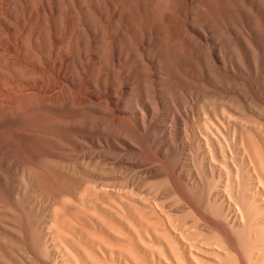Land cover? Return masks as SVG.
I'll list each match as a JSON object with an SVG mask.
<instances>
[{
	"label": "rangeland",
	"instance_id": "1",
	"mask_svg": "<svg viewBox=\"0 0 264 264\" xmlns=\"http://www.w3.org/2000/svg\"><path fill=\"white\" fill-rule=\"evenodd\" d=\"M55 2L0 0V105L23 113L0 111V245L28 247L32 264H264V172L247 146L264 160V0H239L220 37L188 31L201 57L145 44L144 76L132 81L113 63L119 78L107 88L112 0L63 2L60 21ZM248 22L261 41L245 34ZM59 164L76 180L56 188L102 216V242L74 247L52 233L49 203L33 195Z\"/></svg>",
	"mask_w": 264,
	"mask_h": 264
},
{
	"label": "bare ground",
	"instance_id": "2",
	"mask_svg": "<svg viewBox=\"0 0 264 264\" xmlns=\"http://www.w3.org/2000/svg\"><path fill=\"white\" fill-rule=\"evenodd\" d=\"M54 1L57 2V5H55L56 7L54 10L56 14V19L60 21L61 17L64 15L62 11V4L64 2L68 5L70 0ZM46 4L47 3L44 4L45 7ZM239 4V0H112V26L107 37V44H103L102 47L103 88L114 87L115 81H117L119 78V75L116 74V71L112 66L113 63L120 67L121 73L122 75H124L125 78L131 79L132 81L136 80L140 76H144L145 72L143 69V61L140 51L146 53L147 50L145 48V44L151 46V44L154 43V51L156 52V54L159 53L163 48H165L166 45H168L167 49L169 50V52H176L180 58H184L187 55L195 53H197V55L201 57L200 52L196 49L197 44L195 38L191 34H189L188 31H193L196 34L202 33V31H205L207 33L211 32V34L212 32H216L217 37H220L221 28L223 26L222 16L225 15L226 18L232 22L237 20V12L242 9L241 5ZM46 9L47 12H50L47 7ZM43 17L42 20L44 21ZM70 22L71 21H69V23ZM248 25L251 29V32L245 31V34L250 35L251 33H253L252 41L253 39L261 41V38L258 35L255 36L257 30L254 25L252 26L250 22H248ZM71 26L69 27L70 29L72 28ZM228 29L231 34L238 36L233 26L228 27ZM131 37L133 39H138V43L131 44ZM170 37L173 38V42L171 44H168V40ZM239 39L243 41L245 37L239 36ZM78 41V39L75 41V46L76 44H78ZM106 49L108 50V57L106 54ZM75 52V56L76 54L77 56L75 57L74 62L78 63V59L81 54V48L76 47ZM71 65L70 67H72ZM69 81L71 83V80ZM142 97L144 96L135 95L134 101L138 102L141 100L140 98ZM43 105L46 108L48 107V105H46L45 103H43ZM0 111L5 113L6 115L8 114L18 119H20V116L23 115V113H21L19 108L15 105H0ZM137 114L139 115V120L143 122L146 118V114L144 113L143 107L137 110ZM26 115L27 114H25V116ZM25 118L26 120H28L27 117ZM247 146L254 163L262 172H264V160L262 155L256 150L255 145H253L250 140H247ZM59 165L62 167L63 173H61L57 177L49 176V178H41L40 184H37L38 188L36 189L39 194L33 195L35 201H37V199H47L46 201L49 203L48 222L51 223L50 229L52 233H55L63 241L71 244L74 247H77L81 244H88L92 241L97 240L102 242V238L97 232V226H102V216L98 215V218L94 219L91 216V211L79 206L82 201H80V204L78 205L74 203L68 204V201L71 200V198L69 199L67 191H60V189L58 190V188H56L57 185L66 188L65 186H67L68 183L74 182V180H76V178H74L71 174L65 171L68 166L66 167V165L62 164ZM40 186L41 189L39 188ZM2 199L3 198H1V201ZM9 206L10 205H7V207ZM124 213H126V211ZM93 219L96 222V225L92 227L91 230H89L88 224H91V221ZM13 227L14 224L11 223V227L7 228V232L11 234L8 235L17 237L18 231L13 230ZM250 234L251 233L248 231V228L246 226L239 232L238 246L240 248L239 251L241 255H246L247 253V242ZM26 236L29 235L27 234ZM115 244L117 243L115 242ZM149 244L151 243L149 242ZM29 247H31V245ZM33 248L30 250H33ZM31 255L32 254L29 251L28 247L25 246H20V250H17L11 243H5L4 245H0V264H32L31 259L33 256ZM140 258L142 257L140 256Z\"/></svg>",
	"mask_w": 264,
	"mask_h": 264
}]
</instances>
